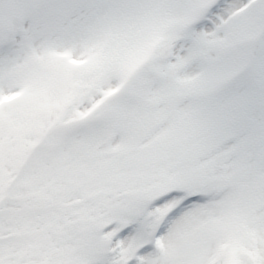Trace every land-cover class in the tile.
Returning <instances> with one entry per match:
<instances>
[{
  "label": "snow or ice",
  "instance_id": "6c2138e0",
  "mask_svg": "<svg viewBox=\"0 0 264 264\" xmlns=\"http://www.w3.org/2000/svg\"><path fill=\"white\" fill-rule=\"evenodd\" d=\"M0 264H264V0H0Z\"/></svg>",
  "mask_w": 264,
  "mask_h": 264
}]
</instances>
